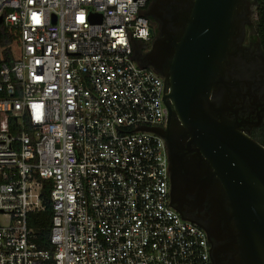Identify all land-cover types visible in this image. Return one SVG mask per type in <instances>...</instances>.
<instances>
[{
    "label": "built area",
    "instance_id": "built-area-1",
    "mask_svg": "<svg viewBox=\"0 0 264 264\" xmlns=\"http://www.w3.org/2000/svg\"><path fill=\"white\" fill-rule=\"evenodd\" d=\"M150 0H0V264H212L171 207L163 80L135 59ZM53 211L51 249L28 219Z\"/></svg>",
    "mask_w": 264,
    "mask_h": 264
},
{
    "label": "water",
    "instance_id": "water-1",
    "mask_svg": "<svg viewBox=\"0 0 264 264\" xmlns=\"http://www.w3.org/2000/svg\"><path fill=\"white\" fill-rule=\"evenodd\" d=\"M242 2L194 0L188 27L176 46V61L169 86H165L164 102L169 110L168 124L173 116L178 118L189 145H197L215 169L211 178L218 176L225 187L229 212L225 209L224 216L232 222L228 227L229 235L233 238L229 248L241 251L247 264H264V147L240 132L238 126L228 119H215L212 115L215 109L210 102L213 75L229 53L236 10ZM2 23L0 18V25ZM155 51L154 59L158 62L159 45ZM143 130L167 140L171 174L170 204L177 210L175 201L184 192L182 186L188 191L195 189L191 179L181 170H189V166L184 168L180 154L182 147L158 128ZM196 182L200 191L210 187L206 182ZM215 184L218 186L219 182ZM183 219L197 224L189 218ZM207 233L214 238L216 229ZM212 254L217 263L214 249Z\"/></svg>",
    "mask_w": 264,
    "mask_h": 264
},
{
    "label": "flooded vegetation",
    "instance_id": "flooded-vegetation-1",
    "mask_svg": "<svg viewBox=\"0 0 264 264\" xmlns=\"http://www.w3.org/2000/svg\"><path fill=\"white\" fill-rule=\"evenodd\" d=\"M193 3L194 0H150L144 11L150 24V38L148 42L136 44L135 59L140 66L152 69L165 86H169L172 78L176 46L188 27ZM262 7L259 0H243L237 8L232 44L213 75L210 102L215 109V113L212 112L215 119H228L238 126L240 132L264 147V47L260 34ZM157 45L160 50L158 62L154 59ZM180 126L178 118L173 116L169 124L158 128L182 147L180 154L184 168L189 166V170H181L195 188L188 191L182 186L184 192L175 201L179 212L176 211L205 228L202 229L207 234L212 264H247L241 251L229 248L233 238L229 235L228 227L232 222L224 216L225 209L229 212L225 187L218 176L211 178L215 169L197 145H189L187 134ZM162 138L168 148L167 140ZM197 180L206 182L209 189L200 191ZM216 182H219L218 186ZM213 229H216L217 239L209 237L207 233Z\"/></svg>",
    "mask_w": 264,
    "mask_h": 264
},
{
    "label": "trees",
    "instance_id": "trees-1",
    "mask_svg": "<svg viewBox=\"0 0 264 264\" xmlns=\"http://www.w3.org/2000/svg\"><path fill=\"white\" fill-rule=\"evenodd\" d=\"M262 4V12L260 16L261 39L264 47V0H259ZM19 39V34L15 31H9L5 25H0V65L8 64L9 66L16 59V54L12 45ZM46 190L43 191L44 202L46 204L45 211L32 213L29 216V227L34 231V241L40 249H51L50 233L52 226L53 211Z\"/></svg>",
    "mask_w": 264,
    "mask_h": 264
}]
</instances>
